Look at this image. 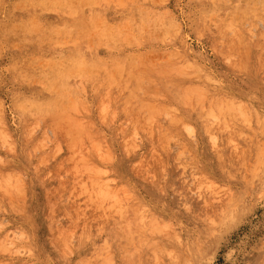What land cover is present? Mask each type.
<instances>
[{
	"label": "rangeland",
	"instance_id": "rangeland-1",
	"mask_svg": "<svg viewBox=\"0 0 264 264\" xmlns=\"http://www.w3.org/2000/svg\"><path fill=\"white\" fill-rule=\"evenodd\" d=\"M262 6L264 0H0V173L18 177L11 194L2 192L18 203L6 197L14 205L7 206L0 196V264H264ZM225 24L227 33L217 35ZM230 38L247 55L235 43L239 55L231 52ZM133 75L143 80L140 92ZM168 81L175 92L198 84L203 104L233 99L249 127L236 126L234 138L225 145L217 138L211 150L200 119L176 102ZM153 85L158 93L146 98ZM131 95L146 110L140 117L155 102L148 117L129 121ZM159 155L184 164L181 176L172 172L174 184L157 186ZM91 181L105 185L106 207L78 192ZM56 234L65 237L56 241Z\"/></svg>",
	"mask_w": 264,
	"mask_h": 264
},
{
	"label": "bare ground",
	"instance_id": "bare-ground-1",
	"mask_svg": "<svg viewBox=\"0 0 264 264\" xmlns=\"http://www.w3.org/2000/svg\"><path fill=\"white\" fill-rule=\"evenodd\" d=\"M216 1H220V0H216ZM248 6H251L250 4L248 5ZM254 7V6H253ZM248 8V7H247ZM250 8V7H249ZM262 8H263V6H262ZM254 9V8H253ZM264 9V8H263ZM245 10V9H244ZM255 10V9H254ZM250 11H251V8H250ZM246 13H247V15L248 16H251L250 14H248V12L247 11H245ZM252 13H253V11H252ZM241 14H242V12H241ZM244 15H245V13H243ZM242 14V16H244ZM254 15V14H253ZM240 16V15H239ZM240 19V18H239ZM232 20V19H231ZM231 20H228V22L229 23H231L232 24V22L234 21L235 23H236V20L237 19H234V20H232V22H231ZM240 22V21H239ZM238 24V23H237ZM232 27V26H231ZM234 27V26H233ZM230 29V28H229ZM234 29V28H233ZM237 29V28H236ZM236 29H234V30H236ZM234 30H233V32H234ZM216 33H217V35H220V36H223V34H225V33H227V25L225 24V26L224 27H221V28H216ZM240 31V30H239ZM215 33V34H216ZM234 33H237V32H234ZM239 33V32H238ZM238 33H237V35H238ZM234 35H236V34H234ZM241 35V34H240ZM239 35V36H240ZM239 36H237V38L235 39L236 41L238 40V38H239ZM234 37V36H233ZM241 38H242V36H240ZM231 39V40H230ZM229 40H230V42H229V44L230 45H232V44H234L235 42L233 41V43L231 42L232 41V38H230ZM240 40V39H239ZM240 41H242V39L240 40ZM244 41V40H243ZM250 43V42H249ZM248 43V44H249ZM237 43H235L234 45L237 47V46H241V50L242 49H244L243 51H242V54L243 55H247V49H245V48H242L243 46L242 45H236ZM239 44V43H238ZM250 45V44H249ZM233 46V45H232ZM235 46H233V47H231L230 46V48H229V50H231V52L233 51L234 52V50H235V52L239 55V50L237 51V49L235 48ZM252 46H254V44L252 45ZM244 47H245V45H244ZM251 47V46H250ZM262 48V47H261ZM252 51V50H251ZM243 52H245L246 54H244ZM236 53H234V54H236ZM261 53H262V50L261 49H259L258 50V52L257 53H254L253 54V56L255 57V59H261ZM233 54V53H232ZM235 56V55H234ZM246 57V56H245ZM244 57V58H245ZM237 58V57H236ZM240 57H238V59H239ZM244 58H240L239 60H237V67H240V68H242V67H246L247 65H246V61H245V59ZM235 63H236V61H234ZM164 68V67H163ZM162 68V69H163ZM165 68H167V67H165ZM162 69H161V71H162ZM243 69V68H242ZM163 70H165V69H163ZM180 72V71H179ZM177 73L178 75V77H179V75H181V77L183 76L182 74H181V72L180 73ZM162 73H165V74H167L166 73V71H163ZM186 74V73H185ZM191 76V75H190ZM132 78H131V80H129V81H134L135 82V84L136 85H134V87H135V89L133 90V91H135V92H137V90H138V92H140V90L138 89V88H136V86H140V88H141V85H140V82H142L143 80H141L140 78H141V76H138V75H133V76H131ZM188 77V76H187ZM193 76H191V78H192ZM139 78V79H138ZM143 79V78H142ZM147 79V78H146ZM151 80H152V78H150ZM124 82H125V79H122ZM122 80H120L119 82H122L123 83V81ZM150 80V81H151ZM192 80V79H191ZM145 81V80H144ZM118 83V82H117ZM122 83H118V85L119 86H117V87H119V88H122ZM126 83V82H125ZM130 83V82H129ZM156 83V82H155ZM181 83V82H180ZM128 84V83H127ZM127 84H125V85H127ZM134 84V83H133ZM153 84V83H152ZM161 84V83H160ZM165 83H163L162 84V89L164 90L165 88H164V86L166 85H164ZM145 85V84H144ZM164 85V86H163ZM172 84L170 83V81H168V83H167V85H166V87L167 86H171ZM124 86V85H123ZM128 86V85H127ZM127 86L125 87L126 89H129V88H127ZM154 86V87H153ZM153 86H150V90H148V88L147 89H145V91L146 90H148V92L146 93V94H143V95H145L146 96V98H148L149 96L150 97H152V98H154V96L158 93L157 91H156V93L155 92H153V91H155V90H159V89H155V85H153ZM157 86V85H156ZM180 87H179V90H178V92H175L174 90H172L171 89V87H170V89H171V92H174V94L172 95L173 96V98L174 97H176V98H180V100H179V98L178 99H176V98H174V99H176V102H177V100H179V101H181L183 104L182 105H184V107L188 110H193V111H195V113H196V117H198L199 119H200V127L202 128V135L206 138V140H207V143H208V146H209V148L212 150H214V149H216V147L217 146H215V143H217V138L219 139V137H221V142H223V144L225 145V144H227L228 142H229V140H230V138L231 137H233L234 138V136H233V134H235L236 133V131H235V127L237 126V128H239V127H244V128H248L249 127V121H250V119H249V115L247 114V112H246V110L244 109V108H241L239 105L240 104H238V103H235V101H233V99L232 100H229L228 98L227 99H224V98H213V97H211L210 99H208V103H205V104H203L202 102V95H203V90H201L200 88L201 87H199V85L197 84V85H195V84H192V85H190V84H187V86H185V87H183V86H181V84L179 85ZM130 87H132V85L130 86ZM145 87V86H144ZM158 87V86H157ZM151 88H153V89H155V90H153V89H151ZM167 89V93H169L170 91H168L169 90V88H166ZM122 90H125V89H122ZM129 90H132V89H129ZM152 90V91H151ZM127 91V93L126 94H128V93H134V92H129L128 90H126ZM141 91H144V89H141ZM149 92H153V94L155 93V95L154 96H151L150 94H149ZM160 92V91H159ZM125 94V95H126ZM136 94V93H135ZM135 94L133 95V97H132V95L129 97L130 99L128 100L127 98H126V96H125V100L127 99V101H128V107H129V101H133V104H134V108H131L130 109V107H129V112H131L130 114H132V116L134 117L133 119L134 120H132L131 118L132 117H129L130 118V120L129 121H136L135 119H140L141 117H143L144 115H148L149 114V111H150V108H151V106H153V104L155 103L154 101V103L153 102H151L152 104L150 105V107H148V105L149 104H144L145 105V107H148V109H149V111H148V109H147V111L148 112H146V114H140V115H142L141 117L139 116V113L141 112L142 113V111L143 110H145V108H144V106H140V105H138L137 103H134V99H131V97L132 98H136V96H135ZM138 94V93H137ZM147 94H149V95H147ZM171 94V93H170ZM139 95V94H138ZM140 96H142L141 95V93H140ZM149 97V99H152V98H150ZM141 99V98H140ZM145 99V98H144ZM139 100V99H138ZM142 100V99H141ZM146 100V99H145ZM171 100H172V98H171ZM143 101V100H142ZM143 102H145V101H143ZM237 102V101H236ZM140 103H142V102H140ZM139 103V104H140ZM146 103H147V100H146ZM124 104L126 105V102L124 101ZM181 104V103H180ZM147 105V106H146ZM132 106V105H131ZM163 105H161V107L160 108H166V112L168 111L169 112V110H167V106L166 105H164L165 107H162ZM126 107V106H125ZM124 107V108H125ZM128 107H126L125 109L126 110H128ZM169 108H170V106H169ZM184 109V108H183ZM146 111V110H145ZM129 112L127 113V111H126V114L128 115L129 114ZM125 113V112H124ZM164 114H167V113H165V110H164V112H163ZM163 114V115H164ZM169 114V113H168ZM144 116V117H148V116ZM131 116V115H130ZM168 116H170V115H168ZM136 117V118H135ZM170 119V123L169 124H171L172 122V120H174V118H173V116H172V118L171 117H169ZM178 118V117H177ZM186 119V118H185ZM188 119V118H187ZM181 119H179V121H180ZM138 121V120H137ZM179 121H178V127H179V129H182V124H183V122L181 121V123L182 124H180L179 123ZM174 122H175V120H174ZM131 123H133V122H131ZM136 123V122H135ZM138 124L140 123L139 121L137 122ZM173 125H175L174 123H172ZM177 124V123H176ZM140 125V124H139ZM138 125V126H139ZM142 125V124H141ZM140 125V126H141ZM185 125V124H184ZM137 126V127H138ZM187 126V125H186ZM133 127V126H132ZM189 127H190V125H189ZM128 128V127H127ZM135 128V127H134ZM140 129V128H139ZM133 130V129H132ZM140 130H142V126H141V129ZM176 130V129H175ZM175 133V132H174ZM134 133H132V135H133ZM176 135V134H175ZM236 135H237V133H236ZM129 136H131V134L129 135ZM3 138V137H2ZM189 141V140H188ZM220 141V140H219ZM232 141V140H231ZM5 142V141H4ZM233 143V142H232ZM232 143H230V144H232ZM6 145V144H5ZM7 145H8V142H7ZM33 145V144H32ZM35 145V144H34ZM36 145H37V143H36ZM8 147H10V145L8 146ZM7 147V148H8ZM12 147H14L13 145H12ZM9 149V148H8ZM232 149H234V148H232ZM232 149H231V151H232ZM13 150V149H12ZM230 150V149H229ZM14 151V150H13ZM214 151H216V150H214ZM164 154H166V152L165 153H163V156L165 157V155ZM168 154V153H167ZM179 155V154H178ZM173 156V155H172ZM171 156V157H172ZM176 156L177 155H175V157H172V160L174 159V160H176V159H178L179 158V156H177L178 158H176ZM165 161V160H164ZM164 161H162V159H161V155H159V163L153 168V169H155L156 170V174H157V176H158V180H159V182H158V184H157V186H160L159 184H164L165 183V185H171V184H174V181L176 180L175 179V175H177L178 177L179 176H181L180 175V173H181V171L182 172H185V170H183L185 167H183L184 166V164L183 165H181V163H178L177 161H172V162H174V164L173 163H165ZM175 162H177V163H175ZM183 167V169H181V167H180V165ZM181 169V171H179ZM1 172V171H0ZM3 172V171H2ZM6 171H4V173H5ZM8 172H11V171H8ZM172 172H175V173H177V174H172ZM1 174L0 173V196H2V197H4V199H6V204H7V206H8V204H10V206H14L13 204H16V203H18L17 202V200L18 199H16V196H11V197H9V196H6L4 193V191H6V192H10V194H11V191H12V189L14 188V186H17L16 184H15V182H14V179L12 178V177H14V176H12V177H9V176H6L5 174L7 173H5V174ZM9 175L11 176V175H14V173H12L11 172V174L9 173ZM15 177H16V175H15ZM14 177V178H15ZM153 177V176H152ZM94 178V177H93ZM177 178V177H176ZM16 179H18V177H16ZM15 179V180H16ZM153 179V178H152ZM92 180V179H91ZM94 180V179H93ZM18 182H19V180H17ZM17 182V183H18ZM92 183L91 184H86V183H82V184H85V185H80V184H78V185H80V191H78L79 193H80V195H82L83 197H84V199H85V201L86 200H88L89 202H92V204H93V206L94 205H96V206H99V207H106V205H105V203H104V200H103V196H104V190H103V188H105V185H103L101 182H99V183H97V182H94V181H91ZM20 184H21V182H19ZM192 185H195V187L198 189V191L199 192H201V191H203V189H201L203 186L201 185V182H195V183H192ZM22 187V186H21ZM20 188V187H19ZM79 188V187H78ZM204 188V187H203ZM87 189V190H86ZM201 189V190H200ZM16 190V189H15ZM79 190V189H78ZM207 190H209V189H207ZM2 192H4V193H2ZM204 192H205V190H204ZM18 193V192H17ZM202 193V192H201ZM12 194H15L16 195V193L14 192H12ZM79 194H77V197L78 196H80ZM8 198V200L10 201V198L11 199H13V200H15L16 202H14L12 205H11V203L10 202H12L13 200H11L10 202H8V200H7V198ZM15 198V199H14ZM83 199V200H84ZM1 200V199H0ZM83 200H81V202H83ZM87 201V202H88ZM8 202V203H7ZM86 202V203H87ZM0 203H1V205H2V200L0 201ZM84 203V202H83ZM91 204V203H90ZM84 205H86L85 203H84ZM10 206L8 207V209L10 208ZM90 206V205H89ZM96 206H95V210L97 209H99V207L98 208H96ZM11 207V208H12ZM16 207H18L17 209H19L20 207L17 205ZM16 207H15V209H16ZM0 209H2V208H0ZM15 209H12V210H15ZM16 209V210H17ZM105 209V208H104ZM22 210V209H21ZM101 211L100 212H102V215H103V212H104V210L101 208L100 209ZM106 210H108V209H106ZM6 211V210H5ZM10 211H11V209H10ZM93 211H94V209H93ZM109 211V210H108ZM16 212H19V210H17ZM22 212V211H21ZM141 214L140 215H142V212H140ZM146 213H148V212H146ZM146 213H144V214H146ZM23 214H24V212H23ZM22 214V215H23ZM111 214H112V212H111ZM102 215H98V217H101ZM110 215V214H109ZM136 216H138V213H137V215ZM143 216V215H142ZM109 217V216H108ZM141 217V216H140ZM148 217V216H147ZM150 217H151V215H150ZM150 217H148V218H150ZM23 218V217H22ZM103 218L104 219H106V215L105 216H103ZM147 218V219H148ZM136 219V218H135ZM145 219V218H144ZM139 220L140 219H138V221L136 220V222L138 223V224H140L139 223ZM143 220V219H142ZM132 221H133V219H132ZM18 222V221H17ZM135 222V221H134ZM133 222V223H134ZM141 222V221H140ZM129 225H131V224H129ZM135 225H136V223H135ZM141 225V224H140ZM18 226H20L21 227V225H18ZM138 226V225H137ZM131 227H132V225H131ZM142 226H139V228H141ZM134 230H135V228H134ZM138 230V231H137ZM142 230H144V229H142ZM140 230L138 229V227H137V229H136V232H138V233H136L137 235H139V234H141V235H143V232H139ZM18 232H20V231H18ZM132 234H134V233H132ZM136 234H134L135 236H137ZM2 236V235H1ZM132 236V235H131ZM140 236V235H139ZM138 236V237H139ZM63 237H65V235H63V236H60V235H57L56 234V241L57 240H60V238H63ZM3 238V237H2ZM1 239V238H0ZM4 239V238H3ZM130 239V238H129ZM2 240V239H1ZM6 240H8L7 238H6ZM63 240V239H62ZM65 241V240H64ZM61 242V241H60ZM4 243H6V241L5 242H3V244ZM61 243H63V241L61 242ZM2 244V243H1ZM2 244V245H3ZM1 246V245H0ZM4 247V246H3ZM6 247H8V246H6ZM122 247V246H121ZM4 249V248H3ZM2 249V250H3ZM7 249V248H6ZM6 249H5V251H6ZM101 263V262H100Z\"/></svg>",
	"mask_w": 264,
	"mask_h": 264
}]
</instances>
